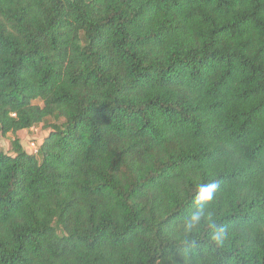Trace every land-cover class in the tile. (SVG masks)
Instances as JSON below:
<instances>
[{"label": "trees", "instance_id": "trees-1", "mask_svg": "<svg viewBox=\"0 0 264 264\" xmlns=\"http://www.w3.org/2000/svg\"><path fill=\"white\" fill-rule=\"evenodd\" d=\"M9 134L0 264H264V0H0Z\"/></svg>", "mask_w": 264, "mask_h": 264}, {"label": "clouds", "instance_id": "clouds-1", "mask_svg": "<svg viewBox=\"0 0 264 264\" xmlns=\"http://www.w3.org/2000/svg\"><path fill=\"white\" fill-rule=\"evenodd\" d=\"M219 185L215 182L202 184L199 186L196 196L195 203L198 205L196 211L188 216L184 221L185 231H192L196 228L202 220L205 219V212L203 205L205 202L213 199L214 193L218 189ZM211 232V239L216 243H222L226 234V229L223 226H217L214 223L209 224Z\"/></svg>", "mask_w": 264, "mask_h": 264}, {"label": "rangeland", "instance_id": "rangeland-1", "mask_svg": "<svg viewBox=\"0 0 264 264\" xmlns=\"http://www.w3.org/2000/svg\"><path fill=\"white\" fill-rule=\"evenodd\" d=\"M42 129L37 130H31V131H21L17 133L18 139L20 140L23 147L27 150H31V144L35 141L38 143L40 140ZM13 138L12 134L9 135H0V147L4 149L5 151H9L10 149V143L9 139Z\"/></svg>", "mask_w": 264, "mask_h": 264}, {"label": "built area", "instance_id": "built-area-1", "mask_svg": "<svg viewBox=\"0 0 264 264\" xmlns=\"http://www.w3.org/2000/svg\"><path fill=\"white\" fill-rule=\"evenodd\" d=\"M31 150H35L34 142L31 144Z\"/></svg>", "mask_w": 264, "mask_h": 264}]
</instances>
